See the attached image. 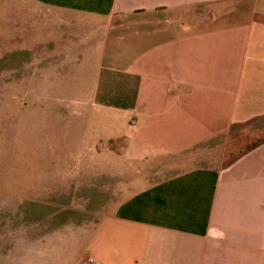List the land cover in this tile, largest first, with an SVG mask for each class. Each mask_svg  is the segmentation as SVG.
Returning <instances> with one entry per match:
<instances>
[{"label":"crops","instance_id":"obj_1","mask_svg":"<svg viewBox=\"0 0 264 264\" xmlns=\"http://www.w3.org/2000/svg\"><path fill=\"white\" fill-rule=\"evenodd\" d=\"M0 42L8 68L68 58L64 129L91 157L61 183L101 185L18 264H264V140L226 143L264 115V0H0Z\"/></svg>","mask_w":264,"mask_h":264},{"label":"rangeland","instance_id":"obj_2","mask_svg":"<svg viewBox=\"0 0 264 264\" xmlns=\"http://www.w3.org/2000/svg\"><path fill=\"white\" fill-rule=\"evenodd\" d=\"M193 11L215 16L211 8ZM12 53L9 68L4 67L0 46V264L32 259L36 255L33 240L73 209L85 208L82 196L88 188L101 187L61 183L71 177L88 180L90 170L72 168L70 161L91 157L71 152L79 139L64 129L65 113L72 108L68 98L81 94L66 86L68 58L55 51L38 58ZM262 140L264 115L237 122L226 140L228 157Z\"/></svg>","mask_w":264,"mask_h":264},{"label":"built area","instance_id":"obj_3","mask_svg":"<svg viewBox=\"0 0 264 264\" xmlns=\"http://www.w3.org/2000/svg\"><path fill=\"white\" fill-rule=\"evenodd\" d=\"M87 262H88V264H97L94 262V260L92 258H88Z\"/></svg>","mask_w":264,"mask_h":264}]
</instances>
